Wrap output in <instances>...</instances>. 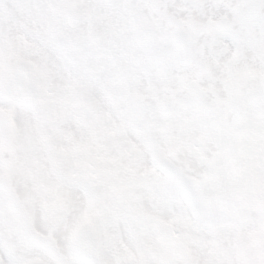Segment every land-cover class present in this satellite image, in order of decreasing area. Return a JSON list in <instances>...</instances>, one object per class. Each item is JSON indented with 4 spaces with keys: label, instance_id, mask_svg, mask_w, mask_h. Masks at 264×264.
<instances>
[{
    "label": "snow or ice",
    "instance_id": "1",
    "mask_svg": "<svg viewBox=\"0 0 264 264\" xmlns=\"http://www.w3.org/2000/svg\"><path fill=\"white\" fill-rule=\"evenodd\" d=\"M0 264H264V0H0Z\"/></svg>",
    "mask_w": 264,
    "mask_h": 264
}]
</instances>
